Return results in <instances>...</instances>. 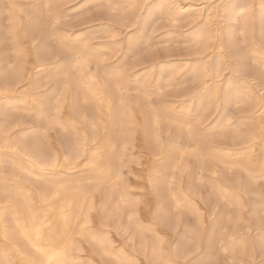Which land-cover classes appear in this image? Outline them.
I'll use <instances>...</instances> for the list:
<instances>
[{"label": "rangeland", "instance_id": "374dc122", "mask_svg": "<svg viewBox=\"0 0 264 264\" xmlns=\"http://www.w3.org/2000/svg\"><path fill=\"white\" fill-rule=\"evenodd\" d=\"M100 1L0 0V5L4 4L6 7L0 15L1 30L5 34L3 49L13 59L9 11L16 9L24 17L23 11L27 10L32 17L38 19L42 31L49 35L47 44L54 56L57 55L55 58L59 63H68L74 53L68 49L60 52V41L64 40L73 50L82 45L90 55L95 54L97 59H93L89 64L93 69H123L129 104L135 102V106L145 107V115H151L152 103L174 119L168 121L160 117L157 129L150 123V130H158L160 143L157 144L155 138L150 136L145 149L147 156L139 152L136 136L126 138L117 132L114 134L113 146L117 155L111 162L113 170L122 169V183L133 199L146 192L150 201H145V207L139 200H135L138 205L134 203L138 211L137 219L145 228V236L148 239L153 238L157 246L163 248L159 250L161 253L164 252L165 246L172 248L179 239L186 241L190 249L188 256L184 261L177 257L178 264H264V177L253 178L256 168L248 155V147L254 142L248 135L253 129V124L242 123L237 127V124L244 120L243 117L252 110L251 102L240 100L220 106L214 102L202 114L196 113L194 107L184 108L185 100L200 91V80L193 68L197 57L200 56V47L192 37V29L201 18L194 12H189L190 17L188 14H175L172 11L173 14H170L168 10L169 12L156 14L142 27L143 7L134 9L135 13L131 14V9H124L122 0ZM204 1L206 0H199L198 3ZM77 3L79 5L74 6ZM205 13L203 12L202 16L206 15ZM254 20L256 27L252 26L251 32L242 29L240 19L234 21L232 41L226 33L222 34L224 50L231 61H234L232 59L235 49L241 48L245 51L252 38L260 35V21ZM214 21L220 22L221 28L226 27L219 18ZM262 26L264 28V21ZM77 38H84V41L79 43ZM129 40L133 44V51L127 46L130 44ZM161 61L162 70L157 65L153 66L154 63L161 64ZM230 73L231 68L225 70V77ZM45 75L44 73L43 81L47 88L46 94L51 99L48 109L50 116L43 118L41 124H38L33 110L30 117L32 123H28V127L33 133L42 128L44 134L41 145L59 152L65 137L72 136L58 122L61 120L66 125L68 112L64 109H54V100L63 89L62 82L65 83L63 102L68 104L70 99H76L80 109L85 110L83 113L88 115L92 113L93 105L84 101L83 95L91 89L92 83L83 76L82 86L76 85L75 69L68 76L55 75L48 78ZM253 82L256 93L264 97L262 86L256 81ZM225 112L231 116V125L221 130L217 125ZM181 121H185L188 127L180 124ZM117 129L118 127L115 130ZM189 129L193 137L190 136ZM125 144L129 145V150H125ZM163 144L170 145L172 154L166 160V165L163 164L153 172V177L169 176L173 171L171 164H174L177 153L185 149L186 152L174 170V186L178 187L177 182L183 180L178 185L181 187L180 192L184 191L190 195L189 203L176 204L166 183L159 184L156 189L151 187L149 178L154 158L150 156L160 152ZM213 151L223 153V159L215 158V154L211 153ZM17 159L10 154L0 156V183L4 178H9L5 186L9 189L8 193L19 203L24 201L25 186L34 185L35 194L39 195L41 191L56 186L66 177L72 182L78 180L86 190L94 192L98 204H102L106 198L109 199L111 207L119 202L116 184L106 181L102 174L96 171L87 168L78 173H60L56 169L49 173L47 170L48 173H40L42 179L38 180V169L22 160H18L16 164ZM28 169L31 171H27ZM200 169L202 175L199 174ZM58 170L62 171V168L59 167ZM222 191L225 196H222ZM156 202L160 203L157 205ZM156 206L167 212L166 221L158 223L153 218ZM128 214L129 206L125 204L120 205L118 213L106 222L109 217L102 216L97 218V221L91 220L89 225L97 229L103 245L84 236L79 241V246L70 251L72 264H130L131 261L134 264H166L164 258L153 260L150 250L145 249L143 239L133 237L134 230L128 225ZM38 215L41 216V212H38ZM152 222L162 228L155 229L150 225ZM0 229L4 227L1 225ZM5 229H15L13 220L8 221ZM16 242L20 249L27 252L32 250L25 240L17 238ZM106 250L115 253L110 255ZM33 256L37 264H41L42 256L39 253H34Z\"/></svg>", "mask_w": 264, "mask_h": 264}, {"label": "bare ground", "instance_id": "6f19581e", "mask_svg": "<svg viewBox=\"0 0 264 264\" xmlns=\"http://www.w3.org/2000/svg\"><path fill=\"white\" fill-rule=\"evenodd\" d=\"M198 1L122 0L125 5L124 9H131V14L135 13L134 9L143 7L142 27L156 14L169 12L168 10H170V14L185 13L190 17L191 13L189 14V12H194L201 18L192 29V37L200 47V56L197 57L196 63L193 65L200 80V91L191 93L193 95L185 100L184 108L194 107L196 113L202 114L214 102L219 106L240 100L251 102L252 110L243 117L244 120L240 121L237 127L242 123L253 124V129L248 135L253 138L254 142L248 147L250 150L248 155L252 158V164L256 168L253 178L264 177V97L256 93L253 82L256 81L264 89V28L262 26L264 0H206L202 3H198ZM78 5L79 3L74 6ZM5 9L4 4L0 5V15ZM206 11L208 13H205ZM9 12L13 59L3 49L5 34L2 33L0 20V156L10 154L12 157L18 158L15 161L16 164H18V160H22L29 166L37 168L38 180L42 179L40 173H48V171L53 173L56 169L60 173H78L87 168L91 169L102 174L106 181L116 184L119 202L111 207L109 199L106 198L102 204H98L95 201L94 192L86 190L77 179L72 182L66 177L62 178L56 186L54 185L44 192L41 191L39 195L35 194L34 185L25 186L24 201L19 203L8 193L9 189L5 184H8L9 178H4V181L0 183V226L4 227V229H0V238H2L0 240V264H37V260L33 256L34 253H39L42 256L41 264H72L73 258L70 251L79 246V241L84 236H88L101 246L103 245L97 229L89 225L91 220L97 221V218L102 216L109 217L105 220L106 222L118 213L120 205L125 204L129 206L128 225L134 230L133 237L137 236L143 239L145 249L150 250L153 260L164 258L166 264H178L176 262L178 257L184 261L188 256V250H190L186 241L179 239L175 246L172 248L165 246L164 252L161 253L159 250L163 248L160 249L153 238L148 239L145 236V228L137 219L138 211L134 203L135 200H139L145 207V201H149L148 195L144 192L133 199L122 183L124 180L122 169L119 167L120 169L115 171L111 164L117 155L113 146L116 132L126 138L136 136L138 150L145 155L147 139L150 136L155 138L157 144L160 143L159 133L156 130L160 117L168 121L174 119L152 103H150L151 115H145V107L135 106V102L129 104L127 102L128 87L123 81L124 70L91 68L89 64L97 57L95 54L90 55L82 48V45L73 50L60 37L62 40L60 41L62 42L60 52L63 53L68 49L74 53L68 63H59L55 58L57 55L54 56L47 44L49 35L42 31L38 19L32 17L30 11L27 10L23 11L24 17L16 9H11ZM203 12L206 15L202 16ZM215 18L224 22L226 27L221 28L220 22L214 21ZM237 19L241 20L242 29L249 30V32L252 31V26L255 24L254 19H259L258 32L260 35L259 38L253 36L254 38L248 43V48L245 51L241 48L235 49V54H232L234 59L231 58L234 61H231L228 53L226 54V50H224L222 34L226 33L229 40L232 41L233 22ZM137 33L139 34V32ZM74 34L76 35V32ZM134 36L136 37V34ZM76 41L82 43L84 38H77ZM132 45L130 41V44L127 45L129 50L132 49ZM156 65L162 70V61L159 65L153 64V66ZM230 68V75L225 77V70ZM73 69L76 70L77 75L74 80L76 85L82 86L81 77L83 76L91 81L92 87L84 93L83 100L92 103L93 109L92 113L88 115L83 113L85 110L80 109L81 106L76 99H70L68 104L63 102L65 83L62 82L63 89L54 100V109L56 111L64 109L68 112L67 124H63L61 120L58 122L72 136L65 137L64 142L61 143V150L54 152L51 147L44 148L41 145V138L44 134L41 131L42 128L39 132L33 133L28 127V123H32L30 117L33 110L35 111V121H38V124H41L43 118L50 116L48 109L51 99L46 94L47 88L43 81L44 73L48 78L55 75L68 76ZM138 103L136 102V104ZM230 119L231 116L228 113H223L217 126L221 130L227 128L231 125ZM44 122L47 123V120L44 119ZM175 122L177 123V121ZM150 123L156 129L150 130ZM180 124L188 127L185 121H181ZM117 127L118 129L115 130ZM189 133L193 137L190 129ZM43 138L45 139V137ZM47 139L50 138L47 137ZM48 142L46 141V145ZM124 148L129 150V145L125 144ZM172 150L169 144H163L160 152L151 154L150 157H153L154 161L149 180L153 189H156L161 183L168 184V191L173 200L176 204L182 205L189 203L191 197L184 191L180 192L181 187L178 184L182 183V179L177 182L178 187L174 186L176 178L174 170L179 165L183 153L186 152L185 149L177 153L174 164H171L173 171L169 176L153 177L155 170L163 164L166 165V160L171 156ZM125 153L123 152V154ZM211 153L215 154V158L223 159V153H214V151ZM59 167L62 168V171L58 170ZM199 172L202 175L201 169ZM240 189L242 190V187ZM229 194L232 193L229 192ZM222 196H225L224 192ZM156 199L161 200L160 198ZM38 212H41V216L38 215ZM153 213V218L158 223L168 218L167 212L158 206L155 207ZM10 220L14 222L15 229L13 231L5 229ZM169 220L171 221V219ZM150 225L155 229L162 228L161 225H156L153 222ZM17 238L25 240L32 250L27 252L20 249L16 242ZM107 252L110 255L115 253L110 250ZM129 263L134 264L133 261Z\"/></svg>", "mask_w": 264, "mask_h": 264}]
</instances>
